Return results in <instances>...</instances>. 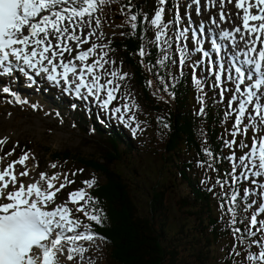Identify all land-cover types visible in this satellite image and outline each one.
<instances>
[{
	"label": "snow or ice",
	"instance_id": "6c2138e0",
	"mask_svg": "<svg viewBox=\"0 0 264 264\" xmlns=\"http://www.w3.org/2000/svg\"><path fill=\"white\" fill-rule=\"evenodd\" d=\"M109 2L110 0H0V75L11 76L18 71L31 81L33 78L27 71L31 69L37 76L41 73L47 74V79L57 84L60 83L57 77H61L64 84L68 85L67 91H74L77 97L84 99L93 96L100 102V107L107 110L112 101L116 99L114 93L118 90V86L108 87L113 84V80L108 79L101 83L102 76L95 74L97 67L104 68V64L101 63L103 56L95 60L94 63H86L90 55L96 53L99 46L92 43L91 47L79 51L72 59H65L64 54L68 53L71 56L81 44L89 43L88 37L96 35L94 31L88 30L92 28L93 20L95 27H100V20L93 14ZM194 2L197 4V12H199L200 0H194ZM218 2L223 9L225 0H218ZM227 2L231 3L232 0H227ZM159 3L163 5L166 0H159ZM235 7L243 9V16L239 17L242 20L243 29L249 35L255 34L252 44L254 45L256 42L264 44V0H235ZM252 9H255L256 12L253 13ZM164 11L163 7L158 8L154 18L150 21L153 26L160 29L155 35L156 42L161 41L165 35L164 29L168 27L162 22ZM224 18L225 14L221 11L220 19L224 20ZM129 19L136 21L137 16L132 15ZM250 21L258 23L252 25ZM212 22L217 23L215 19ZM131 26L133 29L136 28L135 23H132ZM77 29L83 31L78 33ZM235 32H241V28L237 27ZM180 35L183 36L184 33L181 32ZM233 35V33L225 31L221 38L227 39ZM165 43L168 42L165 41ZM212 48L217 54L219 53L220 45L215 40L212 41ZM196 51H203L205 57L210 55L209 52L199 47ZM179 52V62L184 64L187 59L186 50L181 48ZM249 52H257V49L248 47V51L243 53L245 56L243 63L252 66L249 71L246 72L241 67H235L237 81L235 91L238 96H233L228 104V107L231 108L234 102L239 103L234 130L231 132L233 137L242 133L247 134L250 130L259 132L255 117H259L258 123L264 125V104L259 102L260 97L258 96V93L264 92V63H262L264 62V48L258 51V60L249 58ZM140 55H144L143 49ZM167 59L168 56L165 54L160 63L163 64ZM75 61H80L83 66H77ZM104 63H108V61ZM220 67L223 70V65ZM58 69H62V72ZM110 75L123 80L127 74H118L113 71ZM87 76H90L91 79H87ZM254 77V83L242 90V85H245L246 80L252 81ZM215 81L218 84L221 81V75L216 74ZM194 82L198 87L201 84V81L195 77ZM82 89L87 90L84 96L81 94ZM3 91L8 92L9 89L4 88ZM102 92H106V98L101 97ZM253 103H255L253 109L255 117H250L252 120L250 125L241 128L248 111L246 105ZM124 108L127 111L128 105L125 104ZM112 112L121 114L117 118L124 122L121 108L116 107L112 109ZM201 112H203V108ZM2 143L5 141L0 140V144ZM235 143L236 141L232 140L228 142L227 146L232 147ZM240 147L250 148V151L247 155L238 158V164H233V182L239 180L240 176L245 180L249 179L248 172H241L240 176H237L235 174L237 167L249 169L252 176L264 177V135L254 136L250 144L241 142ZM207 154L211 155L210 152ZM27 159L28 156L25 155L15 163L23 164ZM229 159L236 160L237 158L233 155ZM52 167L55 168L56 165H52ZM20 175L27 176L28 173L22 172ZM40 178L47 180L48 189H41L37 183H32L27 186L20 184L16 191H12L10 187H15L17 183L14 164L10 163L6 168L0 170V264H60L59 256L64 254L65 244L76 245L78 241L94 239L86 225L84 226L85 232L78 231L81 222L72 218V210L66 204L59 205L52 211L42 210L40 205L47 206V204L53 203L56 192H59L66 184L62 183L59 188L55 187L52 181L57 180L58 175L48 177L47 174L41 173ZM65 181L73 183V181H68L66 176ZM84 183L91 187L95 184V180ZM217 183H221V181L217 180ZM260 187L264 189V185H260ZM53 188L55 191H49ZM33 194H35V199H32ZM244 194L249 195L248 190H245ZM86 197L85 190L80 189L69 193L68 203L78 204ZM88 199L91 200V197ZM230 201L233 202V206L228 208V212L232 214V224H235L237 213L234 202L237 201V193L232 194ZM76 211L83 212L89 220L96 223L101 222L100 216L89 214L84 206L78 207ZM261 213H264V202L260 204L259 212L252 214L249 218L248 235H255L251 229H256L258 224V231L264 232V220L258 219ZM240 232L241 229L234 228V233ZM67 233L73 234L67 235ZM237 239L243 243V237L238 236ZM260 247L264 249V244H261ZM87 251L88 249L84 247L70 246L67 248V259L73 260V253H78L83 258ZM247 259L252 264H257V262L264 264V250H261L258 255L249 253ZM87 264H92V262L88 261Z\"/></svg>",
	"mask_w": 264,
	"mask_h": 264
},
{
	"label": "rangeland",
	"instance_id": "374dc122",
	"mask_svg": "<svg viewBox=\"0 0 264 264\" xmlns=\"http://www.w3.org/2000/svg\"><path fill=\"white\" fill-rule=\"evenodd\" d=\"M117 2L118 0H110L107 5L101 6L100 9L93 14L95 18H98L100 20V27L96 28L95 21L93 20L92 28L88 30L94 31L96 35L88 37V39L92 43H95L99 46L96 50V53L91 55L93 57L91 63H94L95 60L103 56V60L101 61V63L104 64V68L100 69L99 67H97L95 71L98 75L102 76L103 80L112 78L115 87L118 86V90L116 91V94H114L116 96V99L112 102L113 104L121 105L120 108L121 113L123 114L124 122H121V120L117 118L121 114H113L111 109H109L108 111L112 113H101V111L98 112L91 109L90 111L93 114L94 118L97 115L103 117L102 121H104V123L109 121L106 126H103V122H101L102 124H98L100 130H119L121 131L122 135H124V137H122L123 143L127 144V142H129L131 148L130 153L133 155L131 157L125 158V162L122 165L121 171L125 176H128L129 180H131L130 183L134 184L132 185L135 196L134 199L137 206L139 207V210H141L142 213H145L150 196L149 193L152 192L151 189L157 182L162 185L164 184V188H162L161 186L160 190L163 192V202L165 204H168L169 207L173 206V203L184 196V194L187 192L186 188L182 186V184H178V180L170 175V173H168L166 169H160L162 166V161L158 157V155H156L162 150L163 142L161 141V139L162 137H164V134L162 133V130L160 128L155 129L153 127L154 125L151 122V119L153 117H157L158 119L162 120V115L165 113V110H163V112H154L148 109V107L146 106V102L143 99V93L138 87H135L130 81H128V67L124 64L122 59L115 56L112 52H109L107 48L112 40L111 38L114 37V33L118 31V28L115 26L128 23V20L120 18V14L118 13V11H116L117 7L114 8V6L117 5ZM202 2L203 4L200 5L201 16L198 17L193 16L191 9H195V6L192 7L191 4H188L189 0H173L174 9L179 5L184 6L183 14H173L176 21L172 20L170 11L169 9L164 7V4L161 5L159 3V0L154 3L153 15L151 19L154 18L156 10L160 7H163L165 13L163 14L162 22L168 25V27L164 29L165 35L161 38V41L157 43L161 48H163L164 55L167 53V55H169V57H171L173 61L174 57H176V72L180 70L181 66L179 62V49L186 47L192 53H197L196 49L199 47V43H194L192 34L188 30L189 24L191 23L188 17L194 20L198 25L200 23L206 24L211 20V17L208 16V21H203V16H207L208 0H202ZM209 3L211 9L214 5H216V7L218 8H221L218 0H212V2H210L209 0ZM227 5H229L230 7ZM233 9L236 10L234 6V0H232L231 3H225V13L228 14V21H230L229 14ZM216 15L217 14H215V12L211 14V16L215 17ZM239 21L234 25H238ZM184 23H187V27L185 28ZM149 27L151 38H153V40L155 41V35L158 31H160V29L153 26L151 22L149 23ZM181 32L184 33L183 36L180 35ZM101 33L103 34L102 36L100 35ZM165 41H167L168 43H165ZM171 42L173 43L172 49L169 48V44ZM85 46L88 45L85 44ZM85 46L83 49L86 48ZM198 53L201 54V57H195V54H192L193 61H197L202 64L206 73H209V75L211 74L210 76L213 78V80L215 79L216 74L221 75V86H226L228 88V90L226 91V96L229 104V101L233 96H238L235 91L236 84L233 85V83L235 82V78L227 73V68L222 71L221 67L217 65V69H215L212 63H210L211 60H209L208 57L206 61H204L202 52ZM65 55L67 56V53H65ZM105 61H108V63H104ZM175 70L173 69L174 72ZM113 71L117 72L118 74L127 75L125 79L121 80L118 77H112L110 75ZM149 89L152 97L158 103H161L162 105L166 103L167 98L165 97V94H161L160 89L154 82H152ZM222 89L223 87H221V90ZM16 95V98H21L19 97L21 93H18ZM31 95H34V93H31ZM53 95H51L50 93H46L45 95H43V97H45V99L43 98V100H45L44 103H40L38 99L36 101L31 100L29 98L30 95L28 96L27 94L23 97V99L21 98V103L16 102L15 104L12 99H6V103H0V140L5 141V143H2L0 145V154L3 151L6 152L7 150L13 148V146L16 148V143L20 142L28 144L30 146L29 152L27 153L28 159L26 160V163L30 165V170L28 174L29 180H27V182H30L37 176V172H34L33 170L36 167L34 163L38 162V166H40L39 170L49 173L50 177L53 175H58V179L52 181L56 188H59L60 185L64 183L67 186L66 190L75 188L76 184L77 189L86 190L88 189V186L84 183L85 181L97 180L101 177L95 171L91 169H85L81 164L76 163L77 161L67 160L63 162L64 165H62L61 162L52 163L51 153L66 150L71 152L72 154L76 152L83 157H97L93 154H96L98 152V148L94 145L98 144V142L94 143L96 142L94 134H92V132H90L89 130V128H91L92 121L90 119L84 120L81 124V127H84V131L79 133L76 129L73 128L72 123L74 121L69 117L70 115L68 116V111L64 110L66 109V107H69V104H67L66 100L64 99H62L63 101L58 102V96ZM82 104L87 106V103L85 101H82ZM125 104L128 105L127 111L124 108ZM17 105L20 106L17 107ZM57 105L59 106V109L51 108V106L53 107ZM203 105L204 100L202 95L196 89H193L191 97L192 112L195 113V115H200ZM238 107L239 103L234 102L231 108L228 107L225 110L224 113L227 114V118L225 114L222 120L221 134H223L224 138V151L228 155V159L233 155H235V157L237 158L236 160L230 159L232 165L234 163L238 164V158L249 152V148H241L240 143L243 142L244 144H250L251 139L254 136H258L259 134H261V130L264 127V125H260L258 123V117L256 118V121L257 128L260 129L259 132L250 130L247 134L242 133L236 137H233L231 135V132L234 130L235 116L238 115ZM246 108L248 111L245 114L241 128H243L245 125H250L252 123L250 117H255V112L253 111V109L255 108V103H253L252 105H246ZM88 138L91 140L94 139V142L89 141ZM232 140H235L236 143L233 144L232 147H228V142ZM20 145L21 144H19L18 147ZM190 156V153H188L187 151H183V153L180 155V159L181 161H188L190 160ZM14 157L15 156L13 155L9 158ZM129 164H132L130 168H128ZM52 165H56V167L53 168ZM50 169L51 172H49ZM193 169L194 175L196 176L200 187L211 190L213 196H215L216 193H220L222 197H227L226 193L228 187L232 189L234 185L232 179H230L228 182L225 181L223 186H221V183H217V179L215 178L213 170L207 164L202 163L199 159L194 161ZM241 172H248L249 179L247 180L251 181L248 182L249 187L251 188L248 191L249 195H247V197L251 196L250 198H252L253 200L254 197H256L255 191H257L259 188L261 189L260 202H258V205L256 207L254 206V204H252V207L254 206L253 211L255 210V208H258L256 211L257 213L259 212L260 204L264 202V189H262L260 185L257 186L256 184H254V177L256 176H252L249 169L243 167H237L235 169V174L237 176H240ZM65 176L67 177L68 181H73V183H66ZM240 177L243 178L242 176ZM44 185L48 186V182L45 181ZM66 202H68V200ZM85 203L86 198L85 200L78 203V207H81V205ZM241 207L244 208V206ZM77 208H75V212L81 214L77 215V219L81 222L78 231L85 232V225L87 226V229L90 230V220L84 215L83 212L76 211ZM213 208L217 219L221 223L226 224L227 227L233 226L231 222L232 214L228 212V204L223 207L220 203L215 202L213 203ZM242 208V219H245L247 220V222H249L251 212H246ZM178 216L186 217L184 214H180ZM258 219L264 220V213H261L258 216ZM243 222L246 224V221ZM246 226L244 225V229L246 228L247 230L248 227ZM258 229L259 224L257 225L256 229H251V231L255 232V235L252 236L248 235L247 231L245 230L247 236L250 237V243L244 239L243 243H241V241L237 239L238 235L234 233V228H231L229 234H226L214 244L211 251V255L213 256V264H224V262L226 264H252V262L248 261L247 259L248 254L252 253L258 255L261 250H264L260 247L261 244H264V232L258 231ZM238 234L240 235L241 232ZM104 242L106 243V240H104ZM104 242L98 241L95 236L92 241H78L74 246L84 247L88 249V251L84 253L83 258L80 256V254L73 253V260L70 261L65 258L62 259L66 264H87L88 261H91L92 264H108V262L104 261V259L107 260V252H105ZM67 247H70V245Z\"/></svg>",
	"mask_w": 264,
	"mask_h": 264
},
{
	"label": "trees",
	"instance_id": "16d2710c",
	"mask_svg": "<svg viewBox=\"0 0 264 264\" xmlns=\"http://www.w3.org/2000/svg\"><path fill=\"white\" fill-rule=\"evenodd\" d=\"M153 1L120 0L118 13L127 18L136 15V28L132 33L126 26L114 38L112 49L131 69L132 82L143 93L148 109L154 112L165 110L162 120L157 117L151 119L153 127L160 128L164 134L162 150L156 155L162 161L160 169H166L178 184L186 188L187 193L169 207L163 202L160 190L164 184L157 182L149 193L147 210L142 213L134 199V184L121 171L125 158L133 155L129 142L125 144L121 135L104 133L97 126L94 131L98 144L88 138L98 148V152L93 154L97 157H83L63 150L51 153V159L61 163L77 161L101 177L91 194L97 200L94 214L101 218L100 223H95V230L106 240L108 264H213V246L230 228L217 219L213 203L218 202L223 207L233 205L227 203L228 194L226 198L220 193L213 196L211 190L200 187L192 173L194 162L181 161L180 155L187 151L191 158L198 156L205 162L207 153L204 152L214 151V162H211L215 164V175L219 177L222 168L217 162L222 144L219 138L220 113L216 100L206 96L204 111L196 116L191 109L192 87L188 76L173 82L170 75L173 71L158 64V51L153 45L147 44V52L140 55L146 41L143 27L150 18ZM152 81H158L166 94L164 105L152 97L149 91V82ZM77 128L79 133L84 131L79 124ZM180 214L186 217H179ZM233 226L231 228L241 229L240 237L244 238L238 213Z\"/></svg>",
	"mask_w": 264,
	"mask_h": 264
},
{
	"label": "bare ground",
	"instance_id": "6f19581e",
	"mask_svg": "<svg viewBox=\"0 0 264 264\" xmlns=\"http://www.w3.org/2000/svg\"><path fill=\"white\" fill-rule=\"evenodd\" d=\"M254 23H255L254 21H250V24L253 25ZM58 78H59V77H57V79H58ZM58 85H61V84L59 83ZM85 90H86V89H82L81 91H85ZM74 93H75V92H74ZM68 234L70 235L71 233H67V235H68ZM68 246H69V245H68ZM67 248H68L67 246H66V247L64 246V254H63L62 256H67Z\"/></svg>",
	"mask_w": 264,
	"mask_h": 264
}]
</instances>
